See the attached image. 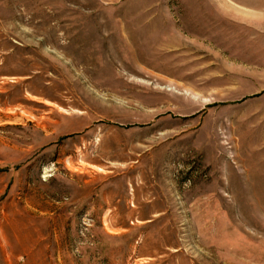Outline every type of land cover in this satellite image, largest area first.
I'll return each instance as SVG.
<instances>
[{"label":"rangeland","instance_id":"rangeland-1","mask_svg":"<svg viewBox=\"0 0 264 264\" xmlns=\"http://www.w3.org/2000/svg\"><path fill=\"white\" fill-rule=\"evenodd\" d=\"M0 264H264V0H0Z\"/></svg>","mask_w":264,"mask_h":264}]
</instances>
